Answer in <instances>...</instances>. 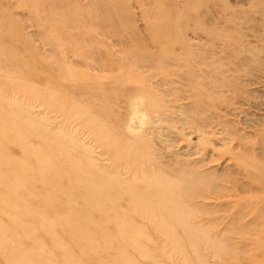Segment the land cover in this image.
<instances>
[{
  "label": "rangeland",
  "instance_id": "374dc122",
  "mask_svg": "<svg viewBox=\"0 0 264 264\" xmlns=\"http://www.w3.org/2000/svg\"><path fill=\"white\" fill-rule=\"evenodd\" d=\"M0 264H264V0H0Z\"/></svg>",
  "mask_w": 264,
  "mask_h": 264
}]
</instances>
